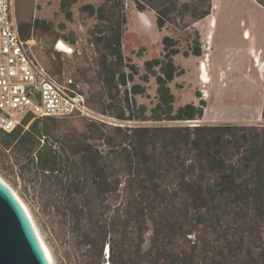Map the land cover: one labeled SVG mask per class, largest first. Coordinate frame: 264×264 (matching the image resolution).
Wrapping results in <instances>:
<instances>
[{
    "label": "trees",
    "instance_id": "trees-1",
    "mask_svg": "<svg viewBox=\"0 0 264 264\" xmlns=\"http://www.w3.org/2000/svg\"><path fill=\"white\" fill-rule=\"evenodd\" d=\"M77 1L61 0L60 8L66 12L68 20L72 19L70 8ZM258 1L264 5V0ZM110 2L81 6L98 21L93 29L94 43L100 54L99 66L109 99L104 102L103 111L94 110L90 96L80 90L87 94L89 106L105 118L78 115L91 121L87 130L63 134L51 123L77 114L62 117L28 115L12 131H0V172L5 176L14 174L20 179L35 198L40 199V207L48 214L57 211V204L49 196L50 187L39 186V183L42 175L52 179L57 186L58 203H65L66 212L75 215L74 220L78 222L76 231L82 239L79 244L83 252H89L88 257L97 258L96 264H100L107 248L112 264H213L214 255L202 244L201 234L195 241L190 235L197 234L203 217L220 197L213 187L203 186V172L196 174L195 171L203 170L205 161L211 168H218L228 176L224 146L226 143L244 145L247 128L206 122L184 126L120 125L111 120L114 116L122 121L192 122L203 118L206 100L202 98L200 104L189 101L175 106L176 96L171 83L184 70L176 63L175 55L180 50L171 36H163L164 51L145 61L144 72L137 63L125 58L120 26L114 25L116 20L109 14ZM139 3L149 4L152 0H139ZM159 3L177 4L172 0H160ZM140 7L145 9L143 4ZM209 13L207 9L192 15L198 20ZM171 15L167 9L158 10L159 29L172 20ZM38 29L49 30L51 24L43 18L18 23L24 40L34 38ZM197 43L194 53L200 56L202 51L198 40ZM151 77L155 78L156 94L149 106L139 102L138 96H147L148 87L143 81L149 83ZM73 86L78 87L75 82ZM121 88L124 89L123 95L120 94ZM262 114L264 117V105ZM107 124L113 125L109 131L105 130ZM181 150H185L181 175L175 181L164 180L160 173L165 165L173 163L169 156L175 151L181 156ZM233 168L231 164L230 169ZM228 186L225 184L218 191L222 193L221 197L225 193L229 195L230 192H225ZM91 187L98 188V198L105 209L112 206L111 192L120 199L113 214L97 222L91 219ZM169 198L183 199L190 206L187 220H174L167 207L162 206ZM203 209L205 211L201 212ZM149 223H152L153 231L146 247ZM226 244L229 245V241ZM224 258H228V253Z\"/></svg>",
    "mask_w": 264,
    "mask_h": 264
},
{
    "label": "rangeland",
    "instance_id": "rangeland-1",
    "mask_svg": "<svg viewBox=\"0 0 264 264\" xmlns=\"http://www.w3.org/2000/svg\"><path fill=\"white\" fill-rule=\"evenodd\" d=\"M141 3L139 0H111L110 15L120 23L122 52L127 60L137 63L144 72L147 59L159 56L164 51L163 36L169 35L176 42L180 53L175 60L184 73L171 83L176 96L175 106L194 101L200 104L206 100L202 122L208 124H236L246 126L244 145L226 143L224 159L227 166L224 176L218 168H211L203 161L202 184L213 187L219 201L203 217L193 241L201 234V242L211 249L213 264H262L264 250V5L258 0H172L177 4ZM106 0H78L72 4V19L60 8L61 0H13V13L16 23L43 18L50 22L51 29H38L34 38L36 52L63 82L72 79L77 86L90 96L91 105L97 112L103 111L108 102L104 75L99 66L100 54L94 43L93 29L98 22L89 12L82 9L84 4L99 6ZM189 3L190 6H185ZM167 9L172 20L159 29L158 10ZM209 9L210 13L201 19L192 13ZM65 27H62V25ZM248 33V34H247ZM246 34L248 36H246ZM71 45L73 53L63 52L57 47L58 40ZM33 40V39H31ZM197 40L202 54L197 56ZM189 52V55H185ZM257 53V55H255ZM255 55L256 59L251 55ZM147 96H138L139 102L151 106V98L156 94L155 78L151 77ZM123 88L120 94L123 95ZM116 124L125 125H193L190 121H122L114 116ZM32 122V121H31ZM30 122V123H31ZM91 121L81 116L58 118L52 122L60 133L85 132ZM113 125H108L109 131ZM170 136V135H168ZM172 140V137H169ZM103 148V147H101ZM104 150V148H103ZM181 156L173 152L169 156V166H164L161 177L175 181L181 175L185 150ZM189 162V161H187ZM231 164L234 166L230 169ZM0 176L10 184L27 205L44 241L52 254L54 264H96L97 258L88 257L79 242L82 240L76 231L78 222L75 215L66 212V204L58 203L57 186L53 180L42 175L40 185L50 187L49 196L57 204V211L46 213L40 207V199L35 198L25 184L14 174ZM229 186L224 197L223 186ZM175 188L174 185H171ZM91 219L94 222L113 214L120 199L111 192L112 206L103 208L99 190L91 187ZM221 194V195H220ZM114 198H117L114 199ZM222 199V201H220ZM162 206L174 220H187L190 206L182 199H168ZM203 209L201 212H204ZM164 215V213L162 214ZM152 223L146 233V244H150ZM133 237L135 236L132 235ZM229 241V245L226 244ZM228 253V258L224 255ZM96 254V253H94ZM244 258V259H243ZM105 262L104 263V261ZM92 260V262H91ZM94 261V262H93ZM96 261V263H95ZM109 253L100 264H112Z\"/></svg>",
    "mask_w": 264,
    "mask_h": 264
},
{
    "label": "built area",
    "instance_id": "built-area-1",
    "mask_svg": "<svg viewBox=\"0 0 264 264\" xmlns=\"http://www.w3.org/2000/svg\"><path fill=\"white\" fill-rule=\"evenodd\" d=\"M32 39L19 33L13 0H0V131H12L30 114L105 118L89 106L87 94L72 79L63 82L53 75Z\"/></svg>",
    "mask_w": 264,
    "mask_h": 264
},
{
    "label": "water",
    "instance_id": "water-1",
    "mask_svg": "<svg viewBox=\"0 0 264 264\" xmlns=\"http://www.w3.org/2000/svg\"><path fill=\"white\" fill-rule=\"evenodd\" d=\"M201 122L196 119L191 123ZM0 264H54L26 204L1 177Z\"/></svg>",
    "mask_w": 264,
    "mask_h": 264
},
{
    "label": "bare ground",
    "instance_id": "bare-ground-1",
    "mask_svg": "<svg viewBox=\"0 0 264 264\" xmlns=\"http://www.w3.org/2000/svg\"><path fill=\"white\" fill-rule=\"evenodd\" d=\"M248 34V33H247ZM246 34V36H248ZM59 46L61 47V50L63 51V52H66V53H73V48L71 47V45H69L68 43H66L64 40H62L61 41V43L59 44ZM59 47V48H60ZM255 59H256V57H255V55H257V53L255 54V55H253V54H251ZM1 177V176H0ZM2 178V177H1ZM3 179V178H2ZM4 180V179H3ZM5 181V180H4ZM6 182V181H5ZM8 183V182H7ZM10 185V184H9ZM25 203V202H24ZM27 206V205H26ZM28 208V207H27ZM29 210V209H28ZM31 214V213H30ZM32 216V215H31ZM33 218V217H32ZM34 220V219H33ZM34 223H35V221H34ZM35 225H36V223H35ZM36 227H37V225H36ZM37 229H38V227H37ZM39 231V230H38ZM39 233H40V231H39ZM41 235V234H40ZM41 237H42V235H41ZM42 239H43V237H42ZM43 241H44V239H43ZM44 243H45V245H46V247H47V249H48V251H49V253H50V255H51V257H52V254H51V252H50V249H49V247H48V245L46 244V242L44 241ZM108 251H109V249L107 248V250H106V254L108 253ZM105 262H107L106 260L104 261V263Z\"/></svg>",
    "mask_w": 264,
    "mask_h": 264
}]
</instances>
